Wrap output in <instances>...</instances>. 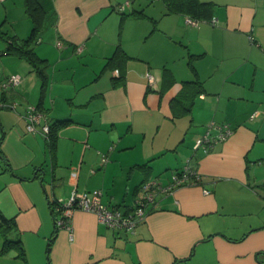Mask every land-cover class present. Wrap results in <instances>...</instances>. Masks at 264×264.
Segmentation results:
<instances>
[{
    "label": "crops",
    "instance_id": "obj_1",
    "mask_svg": "<svg viewBox=\"0 0 264 264\" xmlns=\"http://www.w3.org/2000/svg\"><path fill=\"white\" fill-rule=\"evenodd\" d=\"M201 1L211 17L192 25L164 0H40L44 86L25 58L0 51L13 64L0 57V264H264V0ZM8 2L2 21L19 43L32 24L22 0ZM117 47L127 59L107 67ZM11 74L20 82L2 89ZM189 80L200 91L181 95ZM37 105L48 124L70 119L54 152L39 126L26 129ZM224 122L226 140L194 148ZM187 164L198 182L157 191L133 233L80 209L72 239L55 226V202L74 191L100 189L127 212L143 181L167 186Z\"/></svg>",
    "mask_w": 264,
    "mask_h": 264
},
{
    "label": "built area",
    "instance_id": "obj_2",
    "mask_svg": "<svg viewBox=\"0 0 264 264\" xmlns=\"http://www.w3.org/2000/svg\"><path fill=\"white\" fill-rule=\"evenodd\" d=\"M119 9L123 10L124 5H119ZM187 22L196 25L199 21L195 19H187ZM214 22V20H211ZM61 46V42L56 43ZM81 50L79 46L77 48ZM145 77L150 84L154 83V77L149 73H145ZM20 82V77L16 74H11L1 83L2 89H7ZM26 129L28 131H35L37 126L40 127L41 133L47 137L49 133V125L45 121V115L42 111L36 109L34 106H28L25 110ZM216 133L213 134L212 130ZM233 132V128L229 123L224 122L220 124H208L204 133L199 135L194 141V148L201 147L204 151L211 148L214 143L222 142ZM100 161L105 163L108 158L105 154H101ZM197 174L189 167V164L184 166L182 174L173 175L172 182L167 186H161L156 180H146L141 186V194L134 200L131 209L127 212H121L117 208L108 207L101 201V190L93 189L87 193L73 192L71 197L66 202L56 201L53 210L56 212L54 223L57 228L67 230L69 239H72L71 216L74 210L80 209L92 212L96 215L97 220L113 230H125L133 233L136 225L145 219L146 211L150 203L154 201L157 191H169L173 186L185 183L189 175ZM198 178V177H197ZM196 178V179H197ZM192 183H196L193 181ZM156 189V190H155Z\"/></svg>",
    "mask_w": 264,
    "mask_h": 264
},
{
    "label": "trees",
    "instance_id": "obj_3",
    "mask_svg": "<svg viewBox=\"0 0 264 264\" xmlns=\"http://www.w3.org/2000/svg\"><path fill=\"white\" fill-rule=\"evenodd\" d=\"M22 1L24 6V11L26 15L29 17L32 24L31 32L27 37L21 39L20 42L17 43L14 36L7 35L4 31L2 32L0 30V39L6 42L5 53L25 58L29 62L31 69L35 71V73L39 77L41 81V85L44 86L48 79L47 68L49 63L47 59L40 57L35 52L33 45L39 42L40 32L42 31L46 22L47 10L43 7L40 0H22ZM164 2L167 6L168 11L184 13L188 15L191 19H195L199 21V20H207L211 17V3L209 2H203L201 0H164ZM126 59L127 56L125 55L124 51L121 48L117 47L115 52L110 57L107 58L106 66L112 68L120 67L122 62H124ZM120 77L121 76L118 75L117 79H120ZM185 83L186 84L183 91L181 92V95H183L186 92V86L191 87L195 93L200 91L201 82H199L198 80H189L186 81ZM38 105L34 107L38 110H42ZM69 122L70 119H56L52 123L48 124L49 133L46 138L51 152H54L55 149L58 130ZM189 167L197 173V168L194 164L191 165L189 164ZM183 168L174 175L180 176L182 174ZM198 180H199L198 173L197 174L194 173L192 175H189L185 183H192L193 181L198 182ZM145 181L141 183L140 189ZM158 184L161 185L159 182ZM262 186H264V184H262ZM52 212L53 214L56 215V212H54V210H52ZM55 215L53 217H55ZM0 218L2 222L6 224L7 219L2 215H0ZM5 242L7 244L16 246L18 251L17 256L20 259L24 260V250L20 245V242L12 241L9 239L5 240ZM47 261H49L48 257H47Z\"/></svg>",
    "mask_w": 264,
    "mask_h": 264
},
{
    "label": "rangeland",
    "instance_id": "obj_4",
    "mask_svg": "<svg viewBox=\"0 0 264 264\" xmlns=\"http://www.w3.org/2000/svg\"><path fill=\"white\" fill-rule=\"evenodd\" d=\"M9 2L8 3H2L1 4V8H3V6L5 5V6H7V5H12V1L13 0H8ZM1 11H2V13L0 12V30L3 32H5L7 35H9V34H12L11 33V30H10V24H9V22H3L4 20V12H3V10L2 9H0ZM3 20V21H2ZM46 28H43L42 29V31L40 32V37H42V34H44L45 32H46ZM46 34V33H45ZM46 39V38H45ZM39 41H40V39H39ZM43 41H45L44 39H43ZM5 45H6V42H4V40H2V39H0V51H2V50H4L5 49ZM38 45H39V42H37V43H35L34 45H33V48H34V50H35V52L36 53H38ZM0 57H1V59L3 60L2 61V63L5 65V70H8V71H11V69H12V63H11V61L10 60H8V58L10 57L9 55H5V54H2L1 52H0ZM7 68V69H6Z\"/></svg>",
    "mask_w": 264,
    "mask_h": 264
}]
</instances>
